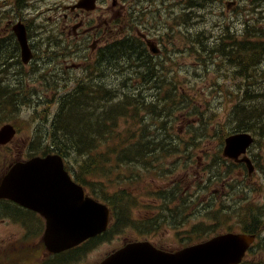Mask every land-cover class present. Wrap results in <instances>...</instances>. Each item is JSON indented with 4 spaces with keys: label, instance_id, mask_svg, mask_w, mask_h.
I'll use <instances>...</instances> for the list:
<instances>
[{
    "label": "trees",
    "instance_id": "obj_1",
    "mask_svg": "<svg viewBox=\"0 0 264 264\" xmlns=\"http://www.w3.org/2000/svg\"><path fill=\"white\" fill-rule=\"evenodd\" d=\"M260 1L245 0V5L251 7L250 10L253 12L255 7L260 5ZM205 2L208 0L186 2L184 35L189 39V45L194 47L192 53L204 55L196 59L199 62V71L203 69L209 71L212 67L218 70V65L220 71H226L223 77L231 83L227 90L231 100L229 107L224 108L227 116L224 122L211 118L203 119L202 111L198 106L190 108L189 104L192 100L172 88L165 90V93L163 91V95L159 93L146 100L139 92L128 91L121 94L123 90L109 89L104 85L88 93L75 89L61 96L55 113L51 120L44 124L45 127L40 133L38 140L40 151L58 152L68 162L78 164L83 172L100 173L104 177L107 183L103 184L104 188L100 184L101 188L96 194L111 206L115 218L112 225L114 228L130 224L129 221L133 220L131 209L136 202L131 192L126 187L119 190L111 189L121 180L131 181L134 178L129 170L136 168L142 169V172L146 170L164 174L161 176H165V172L171 174L181 166L177 165L173 169L172 165L181 162L185 166L189 160L195 161L192 156L194 150L204 141L215 138L206 136L208 130L214 129L217 144L212 148L214 151L211 154L213 159L210 164V167H213L212 174L206 177V181L207 179L210 182L219 179L222 181L227 176H222L223 172H232L237 167L221 156V146L226 134L233 130H247L257 136L256 141L264 140V15L254 18L252 22L245 19L241 28H235L234 23L223 20L221 24H216V26L220 25L219 31L216 32L217 28H215L206 34L205 25L196 30L194 24L188 21L191 15L186 11L193 7L201 11L200 8L207 7ZM138 44V40L125 36L120 40L106 43L103 53L105 56L120 54V59L123 60L128 59L133 53H136L135 59L142 60L141 56L144 54L145 60L142 62H146L149 59L148 53L142 52L143 49L141 50ZM12 49L9 46V51ZM138 51L141 53L138 54ZM151 57L150 54V60ZM154 72L153 66L148 69L142 67L141 75L146 73L144 77L149 76V79L154 81ZM3 89L0 84V109L5 103L4 98L8 96ZM178 109H182L184 115L201 116L195 124L198 130L190 125L186 127L185 131L190 134L189 138L181 137L177 132L174 134L173 129L171 130L173 124H168L176 120L174 114ZM169 156H177L179 162H173L166 167L159 165L162 158ZM137 172L139 173L138 170ZM236 183L241 182L236 179L234 184ZM182 189L180 183L173 181L169 190H160L164 198L162 206L156 211L157 214L140 219L147 221L145 224L147 229L154 226L159 228L158 225H169L168 223L180 225L186 223L187 218L180 216V210H184V207L194 201L189 202ZM213 196V198L209 196L204 203L206 212L231 215L233 210L236 215V225L241 231L248 233L260 231L264 205H256L248 198L240 199L236 198L237 195L230 194H225V197H229L231 203L226 202V205L221 201L218 205L217 195ZM172 203H174L173 210L177 211L174 214L170 207ZM228 217L220 218L215 214L212 219L215 225L210 226L203 236L210 231L215 233L223 224L225 230H232L228 225L233 222H228L230 219L227 221ZM219 222L220 224L217 225ZM186 233L189 236L202 237L200 235L203 232L195 231V226H192L186 230Z\"/></svg>",
    "mask_w": 264,
    "mask_h": 264
},
{
    "label": "rangeland",
    "instance_id": "obj_2",
    "mask_svg": "<svg viewBox=\"0 0 264 264\" xmlns=\"http://www.w3.org/2000/svg\"><path fill=\"white\" fill-rule=\"evenodd\" d=\"M40 4L38 6L39 11L34 12L36 18H41V29L44 30L45 28L48 29V34L52 32L49 28V23L54 20L53 16L56 15L57 12H54L53 8V0H37ZM59 1V0H56ZM120 2L124 1L126 3V9H136L138 11V8L136 7L138 5V0H118ZM151 4L150 9L147 11H144L142 14V19H147L149 24H154L157 20V17L159 20L162 18L160 24H164L165 21H169L173 25V35L172 39L169 38L168 43H170L173 47L170 49L177 50V55L174 57L177 58V62L180 66V70L175 69L173 73H166L167 80H170L172 83L171 85L166 81L165 85H170V87H174L176 91L182 92L186 98L192 100L191 104H189L190 108H194V106H198L199 110H201V116L203 119H215L219 122H224L226 119V109H224L226 106L229 107L230 100L228 96L227 90L230 88V81L223 77V73L226 71H220L219 65L217 66L218 70H216L215 67H212L209 71L206 69H203L202 71L198 70L197 66H199V62H197V58L204 56L199 54H193L192 50L194 47H191L189 45V39L185 37L184 35V13L185 9L184 6L186 5V2L188 0H177L178 2H182V12H181V5L179 4L176 6V0H148ZM35 0H31V3L34 4ZM244 0H208V2H205L204 4H207V7L200 8L201 11L197 7H193L191 10L188 11L186 9L187 13H190V18L188 19L189 22H192L194 24L195 29L198 30L201 28V26L205 25L206 28V34H209V32L213 31L215 28L216 32L219 31L220 25L216 26V24H221L223 20H229L232 22L234 21L235 28H241V24H244L243 21L245 19H248L249 21H253L254 18H258L260 15H264V1L260 2V5L255 7V10L253 12H250V14L246 13L245 8H241V6L244 5ZM170 3V4H169ZM176 6V7H175ZM110 6L109 4L103 5L100 7L97 11L90 13V16L94 17H100L104 14L106 17V14L110 11L109 17L112 18L111 22V28L112 32L105 35V37L109 36H116L119 32L124 31L127 28L128 22L127 19L124 16L116 15L115 12L119 10H123V5H117L114 9L109 10ZM112 11V12H111ZM178 13L179 14V21L178 25L174 26V14L172 13ZM159 14V15H158ZM138 15V13H137ZM202 15V16H200ZM139 16V15H138ZM137 16V18H139ZM77 18H80L79 16H76ZM156 17V19H154ZM141 18V17H140ZM76 19L71 15V19L67 22L69 25L74 23ZM60 22L62 23V18H60ZM59 22L57 23V25ZM61 26L56 28V30H60ZM68 30V28H66ZM105 28L103 26L102 34L105 32ZM100 34L101 31L95 29L93 30L92 34ZM64 35V34H62ZM72 60H74L72 58ZM77 60V59H76ZM198 64V65H197ZM107 66V65H106ZM1 79H3V76L0 75ZM5 78V77H4ZM43 85V83H42ZM39 88V85H38ZM122 88V87H119ZM123 90V91H121ZM165 90V89H164ZM119 91L122 92H128L132 91L131 89H119ZM48 90L40 87V93H42V99L41 104L37 113V118L35 120V115L29 114L27 110H22L21 117L18 115L13 116L12 121L18 126L19 130L17 131V134L14 136L12 141L10 143H7L6 145L0 146V174L3 173V170L7 164L12 162L13 160L20 158L21 156H26L27 154V140L30 139L32 134V125H29V123L34 122V124L37 121H41L43 119V110L47 108L46 106V98L51 97L49 94H47ZM154 94V91L151 90L149 94ZM165 93V91H164ZM163 93V94H164ZM43 100H45L43 102ZM52 107V106H51ZM182 112H184L182 109H178L175 117L176 120L173 122H169L168 124H173V127L171 130L174 132V134L177 132V135L185 138H189L190 134L187 133L186 127L188 125L192 126L193 128L197 129V126L195 124L198 123L199 118L201 116H194V115H182ZM182 116V118H181ZM23 119L27 120V125L23 124ZM8 120H5L3 122H6ZM10 122V121H9ZM2 121H0V124ZM227 125V124H226ZM44 124L40 123L38 128V134L42 132L44 129ZM207 137H213L216 136V133L213 130H208V133L206 135ZM213 141V142H212ZM215 138L211 140V142H208V140L203 142L202 148H199L196 153H194V158L197 159L196 161L189 160L188 163L184 166L181 162L172 165V168L175 169L177 165L178 166L174 173H171L168 175L165 172V176L162 173H157V175H153L150 177V175L146 174L142 179L137 180L136 178L132 179L131 181H122L119 183L117 189H121V187H126L131 194L134 195L135 199L137 200V207L133 209V212L136 213V216L138 218L140 217H151L153 213H150L151 210H155L159 204L160 201L155 197V193L164 190L166 187H170L171 179H176L180 181L181 188H184L186 185V188H184V191L187 193H193L196 194V192L200 194L207 193L208 196L213 198L214 194L217 193L216 202L219 205L221 201H224L226 203L227 199L224 198L225 193H234L233 191L237 190L232 187H226L224 185H221L219 183L215 184H209L204 189V186H200L196 180H192L197 178V175L204 174L201 173V167L206 162L205 154L203 151H208L212 149L213 145L216 146ZM264 140L259 139V142L255 144L254 146H251L249 149V156L252 157L255 154L254 158L256 161V167L255 170L250 174L248 178L244 180L243 186H240V188L237 190L238 195L237 198H243L242 196H247L250 202L256 205H264V175H263V169H264ZM212 152V151H208ZM177 161V157L172 158H162L159 161V165L166 167L168 164H171L173 162ZM254 163V162H253ZM204 170V169H203ZM205 175V174H204ZM236 176V175H235ZM99 177V176H97ZM188 177V178H187ZM88 180H91L93 182H97L96 180H93V178L86 177ZM224 178H228L225 176ZM165 179V180H164ZM104 183H107V181L104 179ZM184 184V185H183ZM118 189V190H119ZM215 189V191H214ZM214 191V192H212ZM212 192V193H211ZM157 200V201H155ZM227 205V203H226ZM216 206L213 207L215 209ZM224 207H221V209ZM189 212L190 209L186 208ZM192 210V209H191ZM231 215H225V213H215L220 218H224L225 216H229L227 218L228 222L231 223V228L238 229L240 227H237L236 225V215H234L233 210H231ZM194 214V213H193ZM191 214V217L189 219L188 224L184 225L183 229H179L177 227H172L169 225H163L159 230L155 231L153 234L143 235L142 232L138 231L136 232L132 227H128L129 224H126V227H122L121 229H118L115 233L109 232L106 237L103 239H99L98 241H94L89 244V247L79 253H75L73 259L69 264H93L94 262L100 260L105 254L112 251L113 249L119 247L122 245V243L126 240H133V239H148L155 244L165 247L167 249L169 248H179L181 245L188 243L190 239H187L185 237L184 233L185 229L189 228L190 226L195 225V227L199 228L198 225L203 226V228L215 225L212 223V219L215 216L214 213L211 212H204L201 215H193ZM132 220L129 221V223ZM210 221V222H209ZM24 224V223H23ZM220 222L217 224L219 225ZM23 229H22V227ZM142 225V223L137 222L136 227L139 228ZM227 226V227H228ZM220 229H224V224L221 225ZM33 232V231H32ZM34 233V232H33ZM31 234V232H30ZM28 234V230L25 229V225L8 221L7 224V235H6V245L8 249L7 253V261L6 264H29L26 261V257H21L19 254H16L15 251L11 254L12 258L9 259V249L12 250V246L8 248V245L12 244L13 242L23 238L24 242H27L30 245H33L34 243H38L39 236L34 235L31 237V235ZM257 244V243H256ZM255 244V245H256ZM252 248L250 253H247L245 256V264H264V244ZM86 252V255H83ZM28 259L30 263H36V264H42V261H40L42 258L39 256V253L32 254L31 249L27 253ZM45 257V255H44ZM57 264V263H56ZM63 264H67L66 262Z\"/></svg>",
    "mask_w": 264,
    "mask_h": 264
},
{
    "label": "water",
    "instance_id": "obj_3",
    "mask_svg": "<svg viewBox=\"0 0 264 264\" xmlns=\"http://www.w3.org/2000/svg\"><path fill=\"white\" fill-rule=\"evenodd\" d=\"M84 2L92 3L93 0ZM24 33L23 27L16 31L23 47V60L27 61L30 54ZM6 129L3 127L0 136ZM252 141L248 132L230 134L225 138L224 155L238 160ZM241 160L253 169L249 158ZM0 195L22 204L39 205L37 209L46 219L43 241L53 252L100 233L109 221V208L84 194L82 187L64 170L63 160L57 154L34 157L13 165L2 179ZM254 237V234L227 232L175 252L157 249L148 241H134L117 249L99 264H236Z\"/></svg>",
    "mask_w": 264,
    "mask_h": 264
},
{
    "label": "flooded vegetation",
    "instance_id": "obj_4",
    "mask_svg": "<svg viewBox=\"0 0 264 264\" xmlns=\"http://www.w3.org/2000/svg\"><path fill=\"white\" fill-rule=\"evenodd\" d=\"M3 1H4V7L2 8V12H3L4 16L7 17V13L9 11V8L6 5V0H3ZM103 1L104 0H101V2H103ZM69 10L74 11V17L79 15V13L75 10L84 11V9H81V8L80 9L75 8V9H69ZM64 17L67 18V14H64ZM19 18H22V17L19 16ZM83 19H84V15H83V18H80L79 21L76 22L74 26H72V29L74 30V34H77V27H79L82 24ZM97 19H99V22L96 24V27L101 26L103 24V20L101 19V17H99ZM5 21L10 22L11 20L5 19ZM65 26H68V24H66ZM28 27H29V25L27 24V29H28ZM28 31H29V29H28ZM82 32H85V30H83ZM7 33H8V23H6L5 26L2 27V29H1L0 49L2 48L4 52H8L9 46L15 44L13 49L8 52V55L10 57H16L19 53L18 45H17V43H15L16 39L14 40L12 37H8ZM81 38L83 40L80 42L79 41H75V42L70 41L69 44H67L68 45L67 47L70 48L72 55L76 56L75 58L80 56V57H84V59H86L88 53H87L86 45L84 44V41L86 40L87 35L83 34V35H81ZM98 41H99V39L96 38V40H94L90 45V47L92 49L91 53H92V55L94 54L96 57V59H95V64H96L95 74L96 75L102 74V68H103V66L101 65L102 64V56H98L100 54V52H98L99 50H97L99 48ZM49 46H50V49L52 50V52L56 53V50H55L56 49V42L51 41ZM65 53H69V51H65ZM81 65H82V62L81 63L73 62V63H71V65L69 67H70L71 71H73L75 69L81 70L82 69ZM85 69H87V67H85ZM85 73H87V72H85ZM6 84L11 85L13 87H14V85H16L15 83H6ZM12 218H17V219L18 218H27V219L33 218V219H38L40 221L42 217L38 213H36V212H34L28 208L21 207V206L17 205L16 203H13V202L7 200L6 198H0V264H6V261H7V253H8V249H7V245H6L7 224H8L9 219H12ZM19 224H21V222ZM22 229H23V227H22ZM13 246H14V244H13ZM30 247L32 249H34L36 247V252H38L39 242H38V244L34 243L33 245H30Z\"/></svg>",
    "mask_w": 264,
    "mask_h": 264
},
{
    "label": "bare ground",
    "instance_id": "obj_5",
    "mask_svg": "<svg viewBox=\"0 0 264 264\" xmlns=\"http://www.w3.org/2000/svg\"><path fill=\"white\" fill-rule=\"evenodd\" d=\"M54 139V138H53Z\"/></svg>",
    "mask_w": 264,
    "mask_h": 264
}]
</instances>
